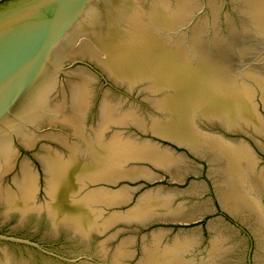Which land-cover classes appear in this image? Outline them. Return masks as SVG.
Masks as SVG:
<instances>
[{
  "label": "water",
  "instance_id": "95a60500",
  "mask_svg": "<svg viewBox=\"0 0 264 264\" xmlns=\"http://www.w3.org/2000/svg\"><path fill=\"white\" fill-rule=\"evenodd\" d=\"M0 264H264V0H0Z\"/></svg>",
  "mask_w": 264,
  "mask_h": 264
}]
</instances>
